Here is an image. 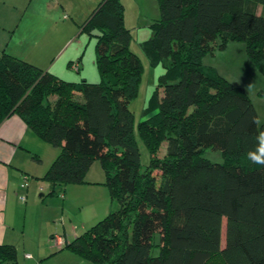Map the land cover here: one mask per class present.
<instances>
[{"label":"trees","instance_id":"16d2710c","mask_svg":"<svg viewBox=\"0 0 264 264\" xmlns=\"http://www.w3.org/2000/svg\"><path fill=\"white\" fill-rule=\"evenodd\" d=\"M157 3L160 17L140 44L164 67L136 124L149 156L144 167L129 109L142 64L129 49L119 0H102L84 22L95 36L98 82L65 81L0 51V124L17 115L58 148L41 177L51 193L85 184L97 160L102 168L118 209L62 249L96 264H264V164L247 156L264 123L257 125L243 89L202 64L206 54L243 42L264 75V0ZM206 149L222 162L206 159ZM0 264H19L14 245H0Z\"/></svg>","mask_w":264,"mask_h":264},{"label":"rangeland","instance_id":"374dc122","mask_svg":"<svg viewBox=\"0 0 264 264\" xmlns=\"http://www.w3.org/2000/svg\"><path fill=\"white\" fill-rule=\"evenodd\" d=\"M101 1L22 0V14L24 15L26 11L27 13L22 19L21 31L16 35V42L9 45L8 53L47 70L65 81L78 82L83 78L88 82H98L100 76L94 63L95 36L86 32L84 22ZM119 1L123 5L124 26L131 34L129 49L139 57L142 64L138 92L131 100L129 109L134 115V136L139 148L141 164L144 167L148 163L149 156L137 135L136 124L164 67L161 62L151 64L140 44L152 36L151 24L160 17L159 7L157 0ZM17 39H20V42H17ZM78 59L81 67L76 72L68 66V63L71 61L75 63ZM202 64L214 69L231 84L243 89L256 110L257 125L264 123V96L260 94V90L264 87V75L249 59L243 42H229L224 48L206 54ZM158 93L161 95L162 90L159 89ZM39 142V158L34 157L31 160L33 166L42 168L52 162V158L55 159L59 150L41 139ZM165 150L164 143L158 156H163ZM203 156L211 162H222L218 151L206 149ZM95 164L94 166L100 169L98 160ZM40 186L44 188L40 192L44 197H39L40 193L35 191L32 196L27 193V202L23 203V206L29 205L27 212L18 209L17 223L18 226L20 225L19 231L23 234L26 248H22L20 243L17 245V262L19 264H96L66 249L56 254L51 252L54 253L53 255H40L45 253L46 242L51 237L56 241V235L60 234L71 241L74 233L83 234L108 213L116 211L118 204L111 198L108 188L103 184L85 185L86 187H81L84 189L80 192L79 201L70 199V196L67 197L65 194V208L62 211L64 189L54 187V192L51 193L52 188L49 184L40 177H35L28 192ZM71 186L75 185L66 187L74 188ZM25 252H29L33 259L24 257Z\"/></svg>","mask_w":264,"mask_h":264},{"label":"crops","instance_id":"0c3cea01","mask_svg":"<svg viewBox=\"0 0 264 264\" xmlns=\"http://www.w3.org/2000/svg\"><path fill=\"white\" fill-rule=\"evenodd\" d=\"M21 2L22 0H0V51L4 50L8 53L9 45L16 42V35L21 31L22 19L27 13L26 11L24 15L22 14ZM258 11H261V8ZM17 42H20V39H17ZM8 54L12 55L10 52ZM39 148V138L17 115L10 116L0 124V245H16V250L19 243L20 245L22 244V248H26L23 243V234L19 231L20 225L18 226L17 223L18 209L24 210L26 213L29 205L25 204L23 206V203L27 202L28 194L32 196L33 191L40 193L44 190L40 186L42 191L39 190V187H35L28 192L32 179H35V177L41 178L50 166L49 164L52 163L50 161V163L42 168L33 166L34 163L31 158H39ZM53 160L54 158H52ZM94 165H96L95 162L85 176V184L71 186L74 188L64 187V194L62 193V211L65 208V194H67V197L70 196V199H78L77 201H79L80 192L84 189L81 187L103 183L104 174L102 168L100 164V169ZM24 176H28L29 178L28 185L25 188L21 186ZM21 196H24V201H21ZM39 197H43V194L40 193ZM56 236V241L51 237L46 242V251L40 256H47V254H52L51 252H55L56 254L65 250L62 248L69 240L60 234ZM76 236L77 234L74 233L73 237ZM26 255H29L31 260L33 259V256L29 252H25L24 257Z\"/></svg>","mask_w":264,"mask_h":264},{"label":"clouds","instance_id":"9594fccd","mask_svg":"<svg viewBox=\"0 0 264 264\" xmlns=\"http://www.w3.org/2000/svg\"><path fill=\"white\" fill-rule=\"evenodd\" d=\"M259 144L256 150L247 153L248 159L256 164H264V132L257 136Z\"/></svg>","mask_w":264,"mask_h":264},{"label":"built area","instance_id":"2783aa9c","mask_svg":"<svg viewBox=\"0 0 264 264\" xmlns=\"http://www.w3.org/2000/svg\"><path fill=\"white\" fill-rule=\"evenodd\" d=\"M71 68L74 69V70H77L79 68V64L77 62H75V63L72 64ZM28 180H29L28 176H24L23 177V183L21 184V186L23 188H25L28 185ZM39 190L42 191V188H39ZM21 199L24 200V197L22 196ZM25 257L29 258L30 256L26 255Z\"/></svg>","mask_w":264,"mask_h":264}]
</instances>
